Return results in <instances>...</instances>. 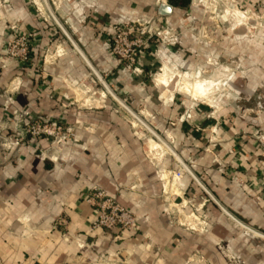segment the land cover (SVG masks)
Listing matches in <instances>:
<instances>
[{
  "label": "crops",
  "instance_id": "obj_1",
  "mask_svg": "<svg viewBox=\"0 0 264 264\" xmlns=\"http://www.w3.org/2000/svg\"><path fill=\"white\" fill-rule=\"evenodd\" d=\"M94 1L95 15L77 6L58 16L68 36L43 30L27 0H11L0 10V264H264V161L250 137L255 129L264 133V114L239 108L264 88V62L256 65L247 52L248 73L243 83L236 80L231 100L196 106L185 90L170 89L181 72L192 70L197 55H208L193 44L194 34L181 35L166 52L143 48L140 77L121 66L105 43L107 26L120 18L173 28L191 18L174 14L168 0ZM258 2L264 5L239 0ZM163 6H171L169 14ZM10 22L40 28L28 64L3 59L4 25ZM91 68L167 148L155 141L161 149L147 152L141 130ZM207 107L215 109L213 115ZM25 116L61 123L75 138L62 145L31 141L22 132ZM175 157L213 202L202 190L193 191L194 179L176 168ZM93 188L135 216L133 233L92 230L96 211L86 200ZM197 195L208 228L195 234L188 229L192 211L186 205Z\"/></svg>",
  "mask_w": 264,
  "mask_h": 264
},
{
  "label": "rangeland",
  "instance_id": "obj_2",
  "mask_svg": "<svg viewBox=\"0 0 264 264\" xmlns=\"http://www.w3.org/2000/svg\"><path fill=\"white\" fill-rule=\"evenodd\" d=\"M154 1L157 3L162 2V0ZM10 2L11 0H0V10L10 6ZM27 2L29 3V7L33 10V14L37 18H40L41 23L43 22V24H41L44 25L42 26V28H44L43 30H46L48 33H62L64 36H68V34H66L67 32L63 26L64 24L59 20V15L61 16L63 12L73 13L75 12L77 6H81L84 9V14H86L87 11L94 14L96 5L94 0H27ZM174 11V14L182 15L188 17L189 19L191 18L190 21L186 24L181 23L179 26L177 25L179 28H173L171 24L167 22L162 23L155 20H146L144 18L130 21L126 18H120L115 23H110L107 26V29L109 30L110 26H115L119 23L133 24L137 22L147 30L148 34H151V38L146 43L144 48L152 45L155 47V53L160 49L166 52L165 49L168 46L179 42L181 35L183 38L186 32H191L196 36L194 39L195 43L193 44L197 45V48L198 46L199 48L202 47L204 53L208 51V55L206 56V59L202 58L204 60H200L198 57L199 55H197L198 58L195 57L194 61H191L192 70L190 72H181L179 76L175 78V81L171 85L170 89L182 94L185 90L182 89L183 87L181 85L184 83V80H187L190 85H194L199 81L211 83L212 86H208L209 92L202 97L205 100L197 99L199 97H191L189 95H185L186 98L190 100L192 104L194 103L199 107H204L205 104L212 107H214L215 104H226L228 99L230 98L231 100L233 97V92L235 93L236 91V80L239 78L238 81L241 80L243 83V78L245 77L244 74L246 75L248 73L243 67L244 63L247 61V52L251 53L249 58L252 59L256 65L264 62V5L261 2L254 5L244 4L239 3V0H190L187 7L174 8ZM39 30L40 28L37 30H25L19 22H10L5 24L4 37L1 42L2 52L4 53L3 59L12 62L6 57V53L9 48L13 46L16 47L17 40L22 36H30L29 49L31 55L32 50L36 49L37 46L35 38L38 37ZM107 38L108 37L106 36V44ZM142 50L143 49H141V52ZM216 50L221 51L219 57H216L214 54ZM214 61L217 62L215 63ZM204 63L207 65V68L201 70L198 65ZM256 68L257 67H255V69ZM258 72L259 71L255 70L254 73L255 75L258 74L257 78H263V75ZM157 73L158 72H156V74ZM137 76H142L141 72L137 74ZM161 79L164 80V76H161L160 80ZM184 84L186 87L187 84ZM98 89L100 90L102 87L99 85ZM109 90L111 91V89ZM111 93L116 96L114 92L111 91ZM254 93L253 98L251 100H247L245 103H242V106L239 108L242 112H252L255 116L262 115L264 114V88L260 90L256 89ZM87 95H90V93ZM121 103L130 112L136 115L149 129H151L150 126L137 115V112H135L132 108L133 105L130 102L123 101ZM115 106H117L116 103ZM122 110L124 109L122 108ZM214 110L215 109L210 110L208 107L206 109L208 115H213L214 113L212 111ZM211 112L213 114H210ZM126 114L130 117L129 120L136 124V126H134L138 128V130H141V134H143V137L147 140V152H153L161 149V147L155 142L157 140L132 116H130L127 112ZM72 134L74 135L73 132ZM158 137L162 142L166 143L160 136ZM250 137L253 141H255L261 151V159L264 161V133L255 129ZM175 158L176 168L180 166L186 174L191 175L194 179V183L191 185V187H193V191L197 192L202 190L209 195V198L213 202V198L210 196L203 183H201L198 178L192 174L190 168H188L185 163L177 157ZM179 176L180 174H176L174 177L179 178ZM199 203L200 200L197 195L189 201V204L186 205L192 211L188 218V229L190 228V232L195 234H198L199 232L204 233L208 228V221L206 217L201 216L200 218L198 214ZM120 207L123 208L122 206ZM227 220L232 223L234 222V220L228 217ZM244 232L247 233L246 230ZM223 253H225L224 250Z\"/></svg>",
  "mask_w": 264,
  "mask_h": 264
},
{
  "label": "built area",
  "instance_id": "obj_3",
  "mask_svg": "<svg viewBox=\"0 0 264 264\" xmlns=\"http://www.w3.org/2000/svg\"><path fill=\"white\" fill-rule=\"evenodd\" d=\"M107 37L106 45L111 55L125 69L132 70L136 75L139 74L141 49L145 47L151 34H148L147 30L137 22L119 23L109 27ZM29 47L30 36H22L17 40L16 47L8 49L6 57L16 64H28L31 59ZM25 119L22 132L31 141L44 140L53 145H62L74 139L72 131L66 129L61 123L28 116H25ZM17 139L19 144H23L21 135L17 136ZM86 201L96 211V217L91 226L93 231L107 230L117 233L119 237L135 231L137 226L135 216L121 208L115 199L107 197L103 190L93 188ZM61 224L64 222L61 221Z\"/></svg>",
  "mask_w": 264,
  "mask_h": 264
},
{
  "label": "water",
  "instance_id": "obj_4",
  "mask_svg": "<svg viewBox=\"0 0 264 264\" xmlns=\"http://www.w3.org/2000/svg\"><path fill=\"white\" fill-rule=\"evenodd\" d=\"M171 6H163V14H169L171 11ZM68 38V37H67ZM82 56V54H80ZM82 58L86 61V59L82 56ZM87 62V61H86ZM88 63V62H87ZM92 73L96 76V78L100 81L101 86L104 88V90L109 94V96L119 105L121 108H123L130 116H132L140 125H142L143 128H145L160 144L165 146L164 142L161 141V139L151 130L149 129L136 115H134L132 112H130L117 98L115 95L111 93V91L108 89V86L102 81L100 76L91 68ZM174 155V154H173ZM175 156V155H174ZM239 226H241L244 229H247L244 225L240 224L239 222L235 221ZM248 230V229H247ZM252 232V231H251ZM255 233V232H254Z\"/></svg>",
  "mask_w": 264,
  "mask_h": 264
},
{
  "label": "bare ground",
  "instance_id": "obj_5",
  "mask_svg": "<svg viewBox=\"0 0 264 264\" xmlns=\"http://www.w3.org/2000/svg\"><path fill=\"white\" fill-rule=\"evenodd\" d=\"M209 85L212 86L211 83H204V84L196 83L195 85H187L185 87V92L192 97H203L209 92V89H208Z\"/></svg>",
  "mask_w": 264,
  "mask_h": 264
},
{
  "label": "trees",
  "instance_id": "obj_6",
  "mask_svg": "<svg viewBox=\"0 0 264 264\" xmlns=\"http://www.w3.org/2000/svg\"><path fill=\"white\" fill-rule=\"evenodd\" d=\"M190 0H169V4L173 8H185L189 5Z\"/></svg>",
  "mask_w": 264,
  "mask_h": 264
}]
</instances>
